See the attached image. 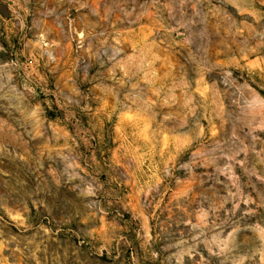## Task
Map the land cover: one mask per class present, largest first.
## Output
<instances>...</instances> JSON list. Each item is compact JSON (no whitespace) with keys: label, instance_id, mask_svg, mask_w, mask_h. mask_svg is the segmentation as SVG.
<instances>
[{"label":"rangeland","instance_id":"rangeland-1","mask_svg":"<svg viewBox=\"0 0 264 264\" xmlns=\"http://www.w3.org/2000/svg\"><path fill=\"white\" fill-rule=\"evenodd\" d=\"M0 264H264V0H0Z\"/></svg>","mask_w":264,"mask_h":264}]
</instances>
